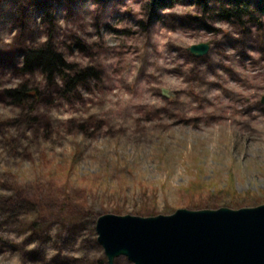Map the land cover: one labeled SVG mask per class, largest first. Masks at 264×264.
<instances>
[{"label": "rangeland", "instance_id": "obj_1", "mask_svg": "<svg viewBox=\"0 0 264 264\" xmlns=\"http://www.w3.org/2000/svg\"><path fill=\"white\" fill-rule=\"evenodd\" d=\"M152 1L0 0V264H107L104 213L264 203V13ZM45 40L71 88L20 70Z\"/></svg>", "mask_w": 264, "mask_h": 264}, {"label": "water", "instance_id": "obj_2", "mask_svg": "<svg viewBox=\"0 0 264 264\" xmlns=\"http://www.w3.org/2000/svg\"><path fill=\"white\" fill-rule=\"evenodd\" d=\"M206 43L191 45L195 55ZM96 240L107 264H264V203L232 209L179 207L170 214L104 213Z\"/></svg>", "mask_w": 264, "mask_h": 264}, {"label": "trees", "instance_id": "obj_3", "mask_svg": "<svg viewBox=\"0 0 264 264\" xmlns=\"http://www.w3.org/2000/svg\"><path fill=\"white\" fill-rule=\"evenodd\" d=\"M196 3L202 6L201 9L205 11L206 6L204 0H196ZM164 5H166L164 4V0H153L149 4V8L151 9L150 12L153 13V8L161 9ZM253 8H257L256 11L259 13H264L263 0H259L254 6L247 0H225L218 5L216 14L221 20L240 23L243 17H247L251 20L254 19L255 10ZM22 58V65L20 66L21 71L31 72L35 69H40L45 74L48 81H50L52 77L59 75L65 89L71 88L75 83L82 80L86 74L85 70H81L75 71L74 76L67 75L65 69L70 66L65 62L63 54L54 48L50 40H45L36 46L25 47L22 52ZM88 71L90 70L88 69ZM9 93H11V95L14 94L16 100L22 101L26 91L24 85H21L18 89L13 91L10 90ZM102 263H104V261Z\"/></svg>", "mask_w": 264, "mask_h": 264}]
</instances>
